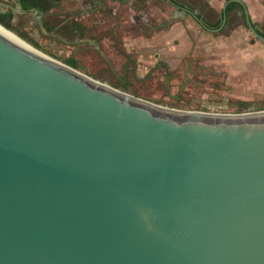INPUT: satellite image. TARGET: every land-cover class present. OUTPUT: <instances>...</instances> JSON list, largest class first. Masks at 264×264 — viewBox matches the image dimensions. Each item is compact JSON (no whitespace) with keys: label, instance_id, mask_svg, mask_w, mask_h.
Returning <instances> with one entry per match:
<instances>
[{"label":"water","instance_id":"water-1","mask_svg":"<svg viewBox=\"0 0 264 264\" xmlns=\"http://www.w3.org/2000/svg\"><path fill=\"white\" fill-rule=\"evenodd\" d=\"M0 264H264V108L162 105L0 24Z\"/></svg>","mask_w":264,"mask_h":264},{"label":"rangeland","instance_id":"rangeland-1","mask_svg":"<svg viewBox=\"0 0 264 264\" xmlns=\"http://www.w3.org/2000/svg\"><path fill=\"white\" fill-rule=\"evenodd\" d=\"M145 1H147L146 6L149 5L147 10L141 5L143 9L133 11L131 14L133 17L139 13L145 14L146 20L138 25L146 26L144 23L148 22L156 26L163 20L160 19L161 10L166 9V6L162 0ZM134 3L136 2H133V5ZM2 4L17 7V0H0L1 10L8 11L9 8ZM69 8L75 7L69 5ZM66 9L67 7L63 6L54 9L53 12ZM119 10L125 9L119 8ZM121 13L123 16L131 15L129 11ZM13 14L12 21L17 29L13 31L14 33L19 36L22 34L24 37H20L34 47L68 64L69 59L66 56L69 54L68 49L72 50V47L65 46L68 49L62 47L52 51L39 46L32 37L36 33L35 28L32 27L31 14L25 11L13 12ZM180 22L184 23L186 31H183V39L174 35V32L165 34L169 31L167 29L159 30L158 38L156 36L159 45L155 49L167 60L171 68L177 70L175 71L177 75L171 82L172 95L167 93L166 82L156 77L127 83L113 80L108 68L101 66L94 52L88 51L85 55L70 53L69 56H77V69L89 76L169 107L213 112H237L264 107V41L251 32L245 20L240 17L236 21H231L230 26L219 31L207 30L199 21L191 23L189 18L186 22L182 20ZM260 29L264 32V28ZM44 40L42 38V43L45 42ZM139 52L144 53L145 50L142 48ZM188 64L193 67L194 72L185 75V67ZM199 66L202 70L195 71ZM143 69L142 67L139 74H142Z\"/></svg>","mask_w":264,"mask_h":264},{"label":"flooded vegetation","instance_id":"flooded-vegetation-1","mask_svg":"<svg viewBox=\"0 0 264 264\" xmlns=\"http://www.w3.org/2000/svg\"><path fill=\"white\" fill-rule=\"evenodd\" d=\"M119 1L123 6L117 7L115 11V7L103 3L106 2L104 0H55L56 6L47 13V15L52 13L53 21L47 22L46 15L40 16L45 32H42L39 23L34 19V9L25 12L31 14L32 27L35 28L36 33L32 37L39 46L52 51L62 47H72V50L66 48L69 54L85 55L88 51L94 52L101 66L108 68L113 80L127 83L151 80L156 77L166 82L167 93L172 95L171 82L174 81L177 70L171 68L167 60L162 58L160 52L155 49L159 45L158 32L162 29L152 27V24L148 22L144 23L146 26L138 25L146 20L145 14L139 13L136 17L123 16L119 8L122 9L124 5L125 7L127 5L125 0ZM143 1L137 0L131 7L132 12L143 9L141 6ZM65 2L68 4L65 5ZM69 5L75 8L70 9ZM63 6L67 9L52 12ZM45 23L51 27L49 30L45 28ZM42 38L45 39L44 43ZM142 48L145 50L144 53L139 52ZM69 54L66 56L69 60L78 62L77 56L73 57ZM142 67L143 72L139 74ZM198 70H202V67L195 69V71ZM190 72L194 70L188 64L184 73L187 75Z\"/></svg>","mask_w":264,"mask_h":264},{"label":"crops","instance_id":"crops-1","mask_svg":"<svg viewBox=\"0 0 264 264\" xmlns=\"http://www.w3.org/2000/svg\"><path fill=\"white\" fill-rule=\"evenodd\" d=\"M107 5H111L116 11L117 7L123 6V4L119 0H104ZM137 0H125L126 7L124 5V9L122 10L123 13H126L129 11V14L132 12V5L133 2H136ZM166 6V9L161 10V22L157 24L156 26L152 25V27H160L162 30H169V33H173L174 35L181 36V39H183V34L185 31L184 23H181L180 20L183 22H186V20H191V23L194 21H199L207 30L211 31H219L224 27H228L231 25V21H236L237 19H240L242 17L244 19L243 9L242 6L237 2H230L227 7L232 4L236 3V5L231 6L230 8H226L228 11L227 20L223 27H220L222 25V19H223V10L225 4L230 0H162ZM244 3L247 6L249 16L253 22V24L257 27L264 28V0H243ZM18 3V1H17ZM56 3V2H55ZM124 3V4H125ZM147 1L141 2V5L144 6V8L149 5H147ZM4 7L5 4H2ZM58 5V3H57ZM56 6V5H55ZM130 6V9H129ZM121 11V12H122ZM126 11V12H124ZM51 12V10H50ZM53 12V11H52ZM195 13L197 18L195 17ZM52 14V13H51ZM51 14H42L39 13V15L42 17L45 16V20L47 22H51L53 18L51 17ZM122 14V13H121ZM130 17H133L132 14ZM194 20H192V18ZM186 24V23H185ZM236 24V22L234 23ZM233 26V24H232ZM186 32V31H185ZM183 41V40H182Z\"/></svg>","mask_w":264,"mask_h":264},{"label":"trees","instance_id":"trees-1","mask_svg":"<svg viewBox=\"0 0 264 264\" xmlns=\"http://www.w3.org/2000/svg\"><path fill=\"white\" fill-rule=\"evenodd\" d=\"M22 6L24 11H30L32 9L39 10L42 14H47L50 12V10L56 5L55 0H18ZM236 5V3L230 4L227 8H230L231 6ZM14 14L12 11H1V5H0V24H2L4 27H6L9 30L17 31L15 25L13 24ZM45 28L49 30L51 28L50 26H47V24H44ZM260 33L264 36V32L260 31ZM20 36L24 37L22 34ZM68 64L72 65L77 68V62L75 60H68ZM241 105L243 103L241 102ZM248 105V104H244ZM248 108V107H245ZM264 107H256L251 110L256 109H263Z\"/></svg>","mask_w":264,"mask_h":264},{"label":"bare ground","instance_id":"bare-ground-1","mask_svg":"<svg viewBox=\"0 0 264 264\" xmlns=\"http://www.w3.org/2000/svg\"><path fill=\"white\" fill-rule=\"evenodd\" d=\"M2 25V24H1Z\"/></svg>","mask_w":264,"mask_h":264}]
</instances>
